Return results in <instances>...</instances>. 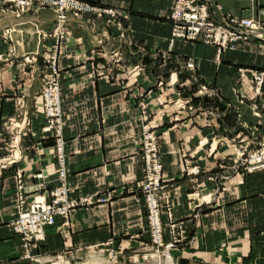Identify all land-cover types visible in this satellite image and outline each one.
<instances>
[{"label": "crops", "instance_id": "0c3cea01", "mask_svg": "<svg viewBox=\"0 0 264 264\" xmlns=\"http://www.w3.org/2000/svg\"><path fill=\"white\" fill-rule=\"evenodd\" d=\"M84 1L127 11L136 38L148 41L146 51L165 53L164 15L169 0H148L143 6L141 0ZM202 1L218 23L228 15L264 23V0ZM20 21L50 29L54 16L45 10L31 19L0 18V55L12 58L0 62V156L11 140L4 128L6 120L24 114L32 120V133L18 143L20 163L0 178V264H34L21 259L19 238L11 230L17 214L15 169L22 168L28 186L36 183L35 174H42L45 181L54 180L56 174L53 140L43 131L42 100L37 97L40 79L16 61L34 52V45L20 47L14 41L11 45L1 36L3 27L15 28ZM70 29L58 54L68 194L78 199L112 192V198L75 209L67 229L47 227L45 241L33 251L40 258L38 264L57 257L78 259L83 250L109 244L117 253L131 254L143 244L141 101L147 103L160 134L163 182L171 190L174 219L183 222L187 237L193 238L192 244L172 250L174 260L178 264H264V171L243 174L232 169L233 141L253 129L260 131L261 122L253 116L256 101L263 107L264 119V92L259 97L248 94L241 104L234 89L247 87L250 73L262 67L264 43H240L215 62L214 49L202 44L178 42L168 59L161 55L154 60L143 58L141 46L128 48L107 38L103 40L107 52L122 53L123 61L116 63L95 44L94 32L75 23ZM190 55L198 59L194 73L182 72L178 86L167 89L169 72H179V60ZM137 65L139 75L128 78L127 71ZM203 84L214 89L211 96L198 90ZM176 91L191 100V111L174 110ZM21 96L23 108L17 109ZM34 144L37 152L26 149ZM185 162L198 173L187 175ZM216 189L215 203L203 204ZM197 212L201 216L194 220Z\"/></svg>", "mask_w": 264, "mask_h": 264}, {"label": "built area", "instance_id": "2783aa9c", "mask_svg": "<svg viewBox=\"0 0 264 264\" xmlns=\"http://www.w3.org/2000/svg\"><path fill=\"white\" fill-rule=\"evenodd\" d=\"M13 1L7 0V2ZM33 2L60 6L57 15H55V24L53 27L39 31V36L44 41L40 62L38 63V56H33L32 58L35 65L32 72L40 79V90L37 97H40L42 100L43 131L53 140L56 174L55 179L52 181H45L43 175L40 173L35 174L32 178L36 183L28 186L25 184L22 168H16L14 171L17 214L10 225L13 234L19 238L21 259L26 261H38V257L33 254V251L45 241V230L47 227L58 225L60 229H67L70 226L71 215L75 209L82 206H90L98 202L103 203L112 198V192H107L104 197L94 195L78 199L70 198L68 194V169L65 153L66 142L63 137L58 54L60 42L71 35V30L66 27L68 16L62 10L66 5L73 6L74 8L80 7V9L95 13L99 18L107 17L110 19L108 23L113 24L117 20L113 25L118 29L121 28L127 18L115 10L102 11L92 6L69 0H58L57 2L54 0H19L18 4L22 5L24 9V7L28 8ZM169 20L173 24V37L183 38L189 41H201L207 45L215 46L218 52L221 50H235L236 44L239 42H264L263 22L255 18L228 15L222 23H218L219 25H217L210 20L207 7L196 4V0H174ZM2 31L4 36H8V28ZM51 40L53 41L51 46L45 43ZM103 52L108 53L106 49ZM111 60L116 63L123 61L116 54L113 55V59ZM23 63L30 62L28 58H25ZM187 68L193 69L194 64H188ZM126 75L128 78L135 76L132 68L127 71ZM252 80L256 86L255 93H259L258 91H260V87L264 83V65L261 70L252 73ZM175 82L176 79L172 80L170 78L167 85L170 87L174 86ZM205 86L203 85V90L207 93ZM176 97L177 99L174 103L175 111H191L193 109L188 106L191 100L189 98H183L181 92H177ZM23 103V96H21L17 99V109L23 108ZM138 109L141 120L139 153L143 164L139 191L142 195L149 227L153 233H156L157 240L160 241V214L163 213L168 223L172 225L174 223V204L171 201L168 186L163 182V168L160 162L159 147L157 144L158 134L154 130L156 125L150 119L146 102H139ZM7 123L4 124V128L10 134L11 141L4 148L5 154L0 158V178L6 170L20 163L21 157L17 154L19 140L32 133V120L26 114L21 119H8ZM26 149L37 152L36 144ZM245 150L241 146L236 148V150L234 149L238 169L241 168L248 173L264 170V150L256 151L252 155H249L248 159H244ZM245 164L249 167H244L243 169ZM185 168L187 175L198 173L197 170L189 168L187 163ZM216 193L215 191L214 194ZM204 203L208 204L210 202L207 201ZM193 217L195 218V214ZM175 226L172 225L170 227L172 230L171 234L173 235L172 242L192 244L193 239L185 241V236H183V231L180 227L181 225H178L179 233L173 232Z\"/></svg>", "mask_w": 264, "mask_h": 264}, {"label": "rangeland", "instance_id": "374dc122", "mask_svg": "<svg viewBox=\"0 0 264 264\" xmlns=\"http://www.w3.org/2000/svg\"><path fill=\"white\" fill-rule=\"evenodd\" d=\"M54 1L57 2L58 0H54ZM69 1L77 2V3H81V4H86V5L92 6L94 8H97L98 10H102V11L115 10V11H118V13L125 15L127 17L125 19V21L123 22V25L121 26V28L118 29L116 26L113 25V24H115V22H117V20H115V22L113 24H111V23H108V21L110 19H108L107 17L99 18V17H97V15L95 13L80 9V7L74 8L73 6H70V5L64 6V9L62 10V12L67 13V16H68V18L66 20V27L69 30H71L70 29L71 24L75 23L76 26H78L79 28L88 29V30H90V32H94L92 34V37L95 41V44H98L99 46H101L103 48L102 50L107 48L106 46L104 47L105 43H103L104 42L103 40H107V38L108 39L110 38V40L112 39V40L120 41L124 46H126L128 48H134V47H140L141 46L142 51H143V58L145 57L146 59H152L153 58L154 60H159L160 59L159 57L161 55H162L163 59H168V56L170 55L173 47L178 42L197 43V44H202L204 46L213 48L214 52H215L214 61L218 62L219 58L223 52L235 51L237 49V46L240 43H245V44L253 43V42H239L236 44L235 50H221L220 52H218V50L215 46L207 45L201 41H189V40H186L183 38L173 37L172 36L173 24H172L171 20H169V15H170L174 0H169V4L167 5L166 12L164 15V18H165L166 23L168 25V36L164 39V43L166 45L165 53L163 52V53L159 54V52L158 53L157 52H149V51H146V48H144L147 46L148 41H146V40L140 41L134 35V29L132 27L130 15L128 14L127 11H124V10L117 8V7H107V6L91 4V3L86 2L84 0H69ZM147 2H148V0H145V1L141 0V5L142 6L147 5L146 4ZM18 3H19V0H14L13 2H7V0H0V18L2 16H11V17L15 18L16 20H20L21 18H23L25 16H29L31 19L32 17L33 18L36 17V15L39 12L46 10L54 16V21H55V15H57V13H58L57 11H58V9H60L59 5H49L46 3L41 4L42 2L41 3L40 2H33L28 8L24 7V9H23L22 5H20ZM196 4L205 5L207 7V11H208V15L210 17V20L212 22H214L215 24L219 25L218 22H216V20L209 14V9H208L207 4H205L202 0H196ZM20 22H21L20 25L16 26L17 27V33L13 36V39H12V35L4 36L2 34V32H3L2 30H4L5 28H8V30L12 29L14 31V28H12V27H3V29L1 30V36L5 40H8L11 45H13L12 43L14 40L16 46H20V47L23 46L24 43L25 44L30 43L31 45H35L38 43L37 48L34 47V49H35L34 52L22 54L18 59H16L18 65L21 68L28 67L32 71V69L35 67L32 58H33V56H38V58H39V59H37L38 63L40 62V60H41L40 56L42 55V50H43L42 46L44 45V41L41 40V37L39 36V31L40 30H47V29L40 27L35 22L34 23H32L30 21H27V22L20 21ZM54 24H55V22H54ZM34 27L36 29H34ZM28 28H30V31H32V33L28 30ZM33 31H35V32H33ZM30 38H31V40H30ZM32 39H34L35 41L32 42ZM22 42H23V44H20ZM255 42H260V41H255ZM45 43L47 45L49 44V46H51L53 44V41L52 40L46 41ZM104 54H105V56L109 57L110 59H113V55L116 54L119 56V58H122V60H123L122 53H119V51H117V50H112L109 54L108 53H104ZM25 58H28V61L30 63L24 64L23 62H24ZM58 58H59V55H58ZM2 61H7V62L12 61V58H10L9 56L0 55V62H2ZM179 61L180 62H179L178 69H181V70H179V72L177 70H171L169 72V74L167 76L168 79L165 83L167 89H173V87L178 86V84H179L178 83V77H179V75H182V72H184L185 74H192V73H194V71L197 68L198 59L192 55L187 56L186 58L179 60ZM190 63L194 64L193 69L187 68V65ZM263 65H264V62H263ZM263 65L260 69L253 70L250 73L249 85L247 87H245V86L243 87L241 85H238V87L237 86L234 87V89L236 91L235 93L237 95H239V97H240L239 102L241 104L243 103V101L245 99H247L248 94H251L254 97H259L260 95L263 94L264 83L260 87V91H258L259 93H255L256 86L254 84V81L252 80V73L255 71L261 70L263 68ZM135 67H138V68L135 69ZM133 68H132V72L135 74V76H138L139 75V66L137 65V66H134ZM143 71H144V69H143ZM170 78L172 80L176 79L175 85L171 86V87L167 85ZM203 85L205 86L206 84H203ZM203 85H198V87H199L198 90L201 93H203L204 95L211 96L214 89L210 88L208 85H206L205 87H206V90L208 93L207 94L203 90ZM183 88H187V86H185ZM177 92L178 91H176L175 94ZM183 98H187V97H183ZM176 99H177V97L175 96L173 102L171 103V106L173 108L175 106L174 103H175ZM188 106L192 108L191 102H190V105H188ZM228 106L230 107V105H228ZM254 107H253L254 108L253 116L255 118H258L261 122V123L259 122L261 125L260 131L256 132V130L253 129V130L249 131L248 134H243L235 142L233 141V147H232V158H233L232 169L235 172L240 171L243 174H251V173H248L245 170L243 171L241 168L238 169L237 160L235 157L236 153H234V149L236 150V148H238L239 146L244 147L246 149L245 155L243 157L244 159H248V156L252 155V153H254L256 151L264 150V122H262L264 119L261 117V114H262L261 111L263 110V107L261 106L260 102H258V101L255 102ZM61 108H62V105H61ZM147 111H148V107H147ZM178 111L182 112L183 110H178ZM149 115H150L151 121L153 122V124H155L154 120H153L154 116H152L150 113H149ZM9 119H12V118H9ZM7 122H8V120H6L5 124H8ZM154 130L157 132L156 128ZM157 134H158L157 144L159 147L160 134L158 132H157ZM159 156H160V152H159ZM1 157H3V156H0V158ZM160 162H161V159H160ZM185 167H186V162H185ZM244 167H249V166H247L245 164V166H243V169H244ZM162 168H163V165H162ZM185 171H186V168H185ZM262 171H264V170H262ZM255 172H260V171H255ZM252 173H254V172H252ZM168 190H169V193H171V190L169 189V187H168ZM215 191L218 193L217 189ZM215 199H216V194L207 197L206 200L203 201V204H205L204 202L208 201L210 203H208V204L206 203L205 205H207V206L213 205L215 203ZM209 200H211V201H209ZM171 201H172V199H171ZM200 214H201L200 212L195 213L194 220L199 219L201 216ZM162 217H164V222L162 220ZM145 220H146V229L144 230V233H143V236H144L143 237L144 238L143 244L140 245L138 248H136L135 252H133L131 254H124L123 252L117 253V251L114 249V247L109 244L107 246H101L98 248L83 250V252L79 255L80 258H78V259H73V260L68 259L67 260L65 258L57 257L54 260H52L51 262L46 263V264H165L168 258H170L172 260L173 264H178L172 256V250L175 247L179 246L180 244H185V245H190V244H188L186 242L185 243H173L172 242L173 241L172 240L173 235L171 234L172 230L170 227L172 225L173 226L176 225L173 229V232L179 233L178 225H181L180 227L182 228L183 236H185V241H189L193 238L187 237V231H186V228H185V225L183 222L175 221L174 209H173V221H174V223L172 225H170L168 223V220L163 213L160 214V225H161V240L160 241L157 240L156 233H153L151 228L149 227L147 215H146V210H145ZM111 250L113 251L112 253H111ZM114 256H116V257L114 258ZM37 257H38V259H37L38 261H29V262L34 263V264H38L40 261V258H39V256H37Z\"/></svg>", "mask_w": 264, "mask_h": 264}, {"label": "bare ground", "instance_id": "6f19581e", "mask_svg": "<svg viewBox=\"0 0 264 264\" xmlns=\"http://www.w3.org/2000/svg\"><path fill=\"white\" fill-rule=\"evenodd\" d=\"M31 22V21H30ZM20 25V24H19ZM18 25V26H19ZM33 29V28H32ZM34 29H36L35 27H34ZM28 30L30 31V28H28ZM31 33H32V31H30ZM33 32H35V31H33ZM17 33V27H15L14 28V31L12 30V29H9V33H8V36H10V35H12V39H13V36L15 35ZM29 37V36H28ZM39 38V37H38ZM30 40H31V38H30ZM14 41V40H13ZM35 40L34 39H32V42H34ZM28 42V41H27ZM30 42V41H29ZM20 44H23V42L22 43H20ZM38 44V43H37ZM37 44H35L34 45V47L35 48H37ZM28 45H31L30 43H24V45L23 46H28ZM165 264H173V262H172V260L170 259V258H168L167 259V261H166V263Z\"/></svg>", "mask_w": 264, "mask_h": 264}]
</instances>
